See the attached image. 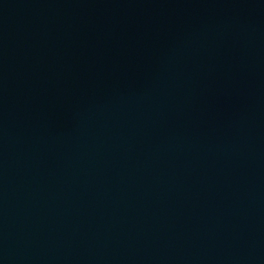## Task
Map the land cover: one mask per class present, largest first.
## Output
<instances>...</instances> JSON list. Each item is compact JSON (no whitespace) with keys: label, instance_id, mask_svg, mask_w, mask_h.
Segmentation results:
<instances>
[{"label":"water","instance_id":"obj_1","mask_svg":"<svg viewBox=\"0 0 264 264\" xmlns=\"http://www.w3.org/2000/svg\"><path fill=\"white\" fill-rule=\"evenodd\" d=\"M0 264H264V0H0Z\"/></svg>","mask_w":264,"mask_h":264}]
</instances>
